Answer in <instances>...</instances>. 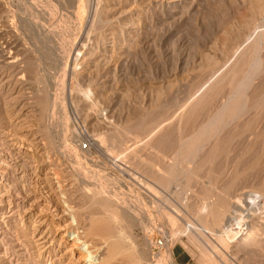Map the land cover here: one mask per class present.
Returning a JSON list of instances; mask_svg holds the SVG:
<instances>
[{
  "label": "rangeland",
  "instance_id": "rangeland-1",
  "mask_svg": "<svg viewBox=\"0 0 264 264\" xmlns=\"http://www.w3.org/2000/svg\"><path fill=\"white\" fill-rule=\"evenodd\" d=\"M0 9V45L17 54L0 64L6 189H21L11 175L25 172L21 186L51 211L76 224L75 206L97 225L85 243L56 236L63 264L91 263L88 251L100 264H264V0H0ZM53 93L57 103L45 100ZM121 201H140L142 220L126 221ZM231 210L260 229L222 236L214 216ZM112 211L130 240L117 251L99 224ZM7 222L0 264L19 236L38 260L33 223L17 234Z\"/></svg>",
  "mask_w": 264,
  "mask_h": 264
},
{
  "label": "bare ground",
  "instance_id": "bare-ground-1",
  "mask_svg": "<svg viewBox=\"0 0 264 264\" xmlns=\"http://www.w3.org/2000/svg\"><path fill=\"white\" fill-rule=\"evenodd\" d=\"M1 10V9H0ZM3 14H5L4 12H2ZM1 22H2V20H0ZM5 21V20H4ZM31 21V20H30ZM33 21V20H32ZM5 22H7V21H5ZM4 23V22H3ZM31 23V22H30ZM36 24V23H35ZM1 25V24H0ZM3 26H5V25H3ZM34 26V25H33ZM10 27V26H9ZM36 27H38V25L36 26ZM1 28H2V26H1ZM7 28H8V25H7ZM13 28V27H12ZM45 28V27H44ZM5 30V29H4ZM45 31V30H44ZM2 32V31H1ZM0 32V33H1ZM47 32L45 31V34H46ZM4 34V33H3ZM49 34V33H48ZM54 38V37H53ZM1 39V38H0ZM2 39H4V37L2 38ZM1 41V40H0ZM55 41V40H54ZM8 42V41H7ZM4 42L3 43V45H0V64H2V63H4L5 65L6 64H10V63H13V60H15V56H14V54L17 56V54L15 53V50H14V48H13V46H11V43L10 42ZM14 43V42H13ZM254 47V46H253ZM12 48H13V50L14 51H12ZM257 48V47H256ZM251 50V49H250ZM13 52H14V54H13ZM258 52V51H257ZM18 58V57H17ZM2 62V63H1ZM15 63V62H14ZM246 67V66H245ZM243 84V83H242ZM241 85V84H240ZM54 94V93H53ZM55 95V94H54ZM51 96H52V93H51ZM44 98H46V96L44 97ZM262 98V97H261ZM45 100H53L54 102H56L58 99H57V96L55 95L53 98L52 97H50L49 95H47V99H45ZM57 103V102H56ZM55 103V104H56ZM53 104V103H52ZM50 105V104H49ZM260 106V105H259ZM52 107V106H51ZM11 139V138H10ZM199 139V138H198ZM21 140V139H20ZM191 144H193V143H191ZM196 145V144H195ZM14 146V145H13ZM15 147V146H14ZM189 147V146H188ZM190 147H192V146H190ZM189 147V148H190ZM2 149V148H1ZM20 149V148H19ZM19 149H17V150H19ZM187 149V148H186ZM187 151H189V152H191L192 151V149L190 150V149H188ZM18 153H19V151H17ZM21 153V155H22V157L23 156H26L25 154H26V152H22V151H20ZM12 153V152H11ZM186 154V153H185ZM28 155V154H27ZM18 156H19V154H18ZM22 157H21V159H22ZM7 158L5 157V156H3L1 153H0V229H1V232H0V237H1V240H4V237H5V232L3 231V226L5 225V223H8L7 221L9 220V221H12L13 222V224H15V230H16V233L18 234V233H20V234H23V233H25L26 231H25V227H28L29 225H31L32 223H33V226H34V230H33V236L34 237H32V238H34V240L32 241V245L30 246V247H34L36 250V252L37 253H39L38 255H39V259L38 260H35L36 258H34V256L33 257H31L30 255H27L28 254V252H27V254H26V251H27V249H26V246H25V244L21 241L22 239H19V237H17V238H15V239H13V237H12V239H13V241H12V246L13 247H11L10 246V248L12 249H14L15 250V252L13 253V255H9V256H14V257H18V258H20V259H22L21 257H23V260H24V262L23 263H21V264H63V262L62 261H60V259H58V257H57V254H56V251L54 250V248L52 249V246L54 245V243H55V239H56V236H62V238L64 239V238H67L70 234H74V233H76V238L75 239H78V241H84L88 236L87 235H90L89 233H91V235L93 234V232H92V230L93 229H96V228H93V226L94 227H96L95 225H89L88 226V224L82 219V217L80 216V214H79V212H77V211H75L74 210V208H75V206H74V208L72 207L69 211L70 212H72V215H73V217L75 218L74 220L76 221V224H73L72 222H69L68 221V219L66 218V216L67 215H69V214H71V213H68V211L65 209V210H63V209H59V207H57L55 204V206H54V209L51 211V209L53 208V206H52V208L50 207V206H48V205H45L44 204V202L45 201H43L42 200V198H40V197H38V196H36V194H34V193H32V192H28V191H26V186L27 185H22L21 186V184H26V183H22L24 180H25V177H26V175H25V172H22V174H20L17 170H14V171H12L13 173H12V180L14 179V181H15V179L17 180V182L19 183L18 185L21 187V189L19 188H17V190H15L13 193H11L10 194V192H11V190H10V192H9V189H6V183H7V180H9V179H7L6 177L8 176V174H9V169H12V165L11 164H9L8 162H7V160H6ZM18 159V158H17ZM27 160V159H26ZM13 161V160H12ZM29 161V160H28ZM27 161V162H28ZM20 162H22V164H20L22 167H24V165L26 164V161H20ZM14 163V162H13ZM14 165H18V164H14ZM27 165V164H26ZM31 165V164H30ZM33 165V164H32ZM14 167V166H13ZM16 167V166H15ZM27 167H29V166H27ZM21 168V167H20ZM25 168V167H24ZM29 168H31V167H29ZM21 170V169H20ZM77 170V169H76ZM23 171V170H22ZM26 171V170H25ZM78 171V170H77ZM32 172V171H31ZM11 173V172H10ZM81 173V172H80ZM28 174L30 175V173L28 172ZM27 174V175H28ZM33 174V173H32ZM79 175V174H78ZM79 177V176H78ZM88 177H90V176H88ZM72 179V178H71ZM79 179V178H78ZM81 179V178H80ZM92 180V179H91ZM83 181V180H82ZM87 181H88V179H87ZM84 182V181H83ZM94 182V181H93ZM92 182H90V184H91ZM100 183V182H99ZM102 183V182H101ZM14 184V183H13ZM84 184V183H83ZM72 185V184H71ZM81 185V184H80ZM93 185H95V184H93ZM102 185H104V184H102ZM150 185V184H149ZM14 186V185H13ZM88 186V185H87ZM87 186H85V187H87ZM92 186V185H91ZM96 186V185H95ZM28 187V186H27ZM12 188V187H11ZM70 188H71V186H70ZM90 188V187H89ZM91 189V188H90ZM90 189H89V191H90ZM108 189V188H107ZM155 189V188H154ZM85 190H88V187H87V189H85ZM94 190H95V188H94ZM73 191V190H72ZM91 191H93V189H91ZM102 192V190H95V193H94V191H93V193H94V196H99V194L98 193H101ZM103 191H105V189L103 190ZM156 191V190H155ZM257 191V190H256ZM106 192V191H105ZM90 193H92V192H90ZM103 193V192H102ZM107 193V192H106ZM105 193V194H106ZM242 193V192H241ZM73 194V193H72ZM101 195V196H103V198H104V196H106V195ZM108 194V193H107ZM227 195V194H226ZM92 196V195H91ZM100 196V197H101ZM240 196V195H239ZM109 197V196H108ZM97 198H95V200H96ZM101 199H102V197H101ZM221 199V198H220ZM257 199V198H256ZM94 200V199H93ZM103 201L105 200V198L104 199H102ZM107 200H109V199H106V201ZM113 200V199H112ZM140 200V199H139ZM263 200V199H262ZM101 201V200H100ZM99 201V197H98V199H97V203L98 202H100ZM102 201V202H103ZM110 202H111V199L109 200ZM109 201H107V203L109 202ZM132 201V200H131ZM251 201V200H250ZM250 201L249 202H247V203H250ZM253 201V200H252ZM257 201H259V200H257ZM101 202V203H102ZM110 202H109V204H110ZM121 202H123V201H121ZM140 202V201H139ZM139 202L137 201V202H135V203H131V202H129V201H124L123 203H121L120 205L122 206V207H125V215L126 216H124V217H126V221H129L130 220V224H131V221H133V222H135L136 223V221H139V220H142V216L144 215L143 214V211H142V204H141V206H140V204H139ZM235 202V204H236V201H234ZM241 202V201H240ZM244 202V201H243ZM256 202V201H255ZM141 203V202H140ZM227 203V202H226ZM232 203H233V201H232ZM246 203V204H247ZM100 204V203H99ZM108 204V205H109ZM113 204V203H112ZM234 204V203H233ZM234 204V205H235ZM245 204V203H244ZM73 205V204H72ZM226 205V204H225ZM242 205V204H241ZM240 204H239V206H241ZM250 205H251V203H250ZM250 205L248 206L247 205V208L248 207H250ZM256 205H258V204H256ZM259 205H262V208L264 209V203H259ZM111 206V205H110ZM109 206V207H110ZM116 206H118L117 204H116ZM232 206V205H231ZM239 206H237V204H236V206H234L235 208L236 207H239ZM246 206V205H245ZM253 206V205H252ZM119 207V206H118ZM117 207V209H119ZM226 207V206H225ZM242 207V206H241ZM255 207V204H254V206H253V208ZM259 207V206H258ZM261 207V206H260ZM66 208V207H65ZM240 208V207H239ZM238 208V209H239ZM244 209H245V207H243ZM83 209V208H82ZM111 209V208H110ZM233 209V208H232ZM99 210V209H98ZM113 210H115V209H113ZM122 210V209H121ZM214 210V209H213ZM237 210V209H236ZM232 211V212H230V214L229 213H227V217L225 218L224 217V213H222V211L220 212V211H218L217 213L216 212H214V213H216L215 215L216 216H214V217H217L216 219H217V222H220V221H222V219L224 220L223 222V226H222V223H221V226L223 227V231H222V233H220V234H222V236H229L230 237V235H233L235 238H233V239H238V238H243L244 240L247 238V240H248V237L249 238H251L250 236H252V235H254V233L255 232H257V231H255V230H257V228L259 227V225H257L258 227L254 230V225H252L253 223H249V222H247V221H245V219L243 218V216H245V215H243L244 214V212H245V210H243V211ZM239 210H241V208L239 209ZM251 210H252V208H251ZM67 211V212H66ZM84 211V210H83ZM248 211H250V210H248ZM260 211V210H259ZM52 213L53 214V216L55 217V219H51V220H48L49 219V217H48V219H47V214L48 213ZM77 212V213H76ZM241 212H243L242 214H241ZM247 212V211H246ZM253 211H251V213H252ZM98 213V212H97ZM100 213V212H99ZM112 217H110L109 215V217L111 218V220L110 219H108V222L107 223H105V222H102V223H100L99 221H97V223L99 222V224H102L103 226H101V228H100V230L103 232V233H105L106 235L105 236H110L111 238H112V240L113 241H115V243H113V245H111V246H113V250L116 248V251H117V247H119L120 246V241H122V240H125L127 237H129V236H127L128 234L126 233V230H128V229H126L125 230V227L123 226V223H124V221H123V219H119V217L120 216H122L121 214H120V216H119V214H118V212H116V211H112ZM249 213V212H248ZM251 213H249V214H251ZM254 213V212H253ZM262 213V212H261ZM51 214V215H52ZM79 214V215H78ZM96 214V213H95ZM228 214H229V216H228ZM255 214H257V213H255ZM46 215V216H45ZM238 215L240 216V217H238ZM251 215H253V214H251ZM262 215V214H261ZM38 216H39V218H38ZM124 217H122V218H124ZM246 217V216H245ZM248 217V216H247ZM253 217V216H252ZM262 217V216H261ZM264 217V216H263ZM103 218V217H102ZM150 218H151V216H150ZM149 218V222L148 223H150L152 220ZM219 218V219H218ZM250 218V217H249ZM101 219V218H100ZM125 219V218H124ZM216 219H214L215 221H216ZM221 219V220H220ZM87 220V219H86ZM94 220V219H93ZM107 220V219H106ZM105 220V221H106ZM115 221V223L117 224H112L113 222L112 221ZM151 220V221H150ZM219 220V221H218ZM248 220V219H247ZM47 221H49V225H56L57 226V229H56V231H54L53 229H48V228H46L45 229V231H42L41 230V227H42V225L43 224H45ZM249 221V220H248ZM260 221V220H259ZM262 221V220H261ZM94 222V224L96 223V221L94 220V221H91L90 223H93ZM143 222H145V221H143ZM217 222H215V223H217ZM104 223V224H103ZM152 223V222H151ZM10 224H12V223H10ZM9 224V225H10ZM111 224L113 225V226H111ZM257 224V223H256ZM117 226L116 227V229L117 230H114V226ZM141 225V224H140ZM32 226V227H33ZM143 226V225H142ZM152 226V225H151ZM261 226V225H260ZM12 227H13V225H12ZM99 227V226H98ZM113 227V228H112ZM141 227V226H140ZM143 227H145V226H143ZM146 227H148V225H146ZM52 228V227H51ZM14 229V228H13ZM202 229V228H201ZM259 229H260V227H259ZM262 229H263V227H262ZM97 230V229H96ZM95 230V231H96ZM144 230H145V228H144ZM147 230V229H146ZM145 230V231H146ZM148 230H149V228H148ZM54 231V232H53ZM94 231V232H95ZM100 231V232H101ZM151 231V230H150ZM150 231H148L149 233H151ZM218 231H219V229H218ZM263 231V230H262ZM99 232V231H98ZM259 232V231H258ZM31 233V232H30ZM147 233V232H146ZM127 234V235H126ZM148 234V233H147ZM258 234V233H257ZM262 234V233H261ZM7 235V234H6ZM14 235V234H13ZM16 235V234H15ZM11 236H12V234H11ZM23 236V235H22ZM127 236V237H126ZM132 236V235H131ZM148 236H149V234H148ZM232 236V237H233ZM107 237V238H108ZM109 237V238H110ZM215 237V236H214ZM254 237V236H253ZM62 238H61V240H62ZM88 238H90V236L88 237ZM108 238V239H109ZM7 239V238H6ZM12 239H10V241L12 240ZM91 239V238H90ZM253 239V238H252ZM89 240V239H88ZM88 240H85V241H88ZM111 240V239H110ZM228 240V239H227ZM85 241H84V243H85ZM127 241H130L129 239L127 240H125V242H127ZM229 241V240H228ZM1 242V241H0ZM244 242V241H243ZM9 243V242H8ZM11 243V242H10ZM9 243V244H10ZM25 243H26V241H25ZM75 245H76V247H78V244H77V242L75 241ZM88 243V242H87ZM8 244V245H9ZM107 244H109V243H107ZM111 244V243H110ZM109 244V245H110ZM123 244V243H122ZM136 244V243H135ZM28 246H29V243L27 244ZM128 245H130V244H128ZM2 246V245H1ZM27 246V247H28ZM110 246V247H111ZM122 246V245H121ZM222 246V245H221ZM54 247V246H53ZM124 247V246H123ZM168 248V247H167ZM4 250H2L1 252H3V251H6L5 250V248H3ZM10 249V250H11ZM1 250V249H0ZM113 250H111L110 252H113ZM34 251V252H35ZM10 252V251H9ZM31 252V251H30ZM157 252V251H156ZM219 252V251H218ZM252 252V251H251ZM4 253V252H3ZM37 253H36V255H37ZM46 253V255L44 256V254ZM88 254H87V260L86 261H90L91 263H89V264H100L101 262L100 261H96L95 259H97V255H94L93 253H91V252H87ZM169 253V252H168ZM0 254H2V253H0ZM7 253H5V255H6ZM30 254V253H29ZM111 254V253H110ZM113 254H114V252H113ZM206 254V253H205ZM37 255V256H38ZM168 255H171L170 253L168 254ZM8 257V256H7ZM14 257H10V258H5L6 259V261H4L3 263L4 264H15L14 263ZM36 257V256H35ZM46 258V260H44L45 258ZM103 257V256H102ZM113 257V256H112ZM166 257V256H165ZM38 258V257H37ZM61 258V257H60ZM84 258H85V256H84ZM168 258H170V257H168ZM246 258V257H245ZM4 259V260H5ZM19 259V260H20ZM99 259V258H98ZM140 259V258H139ZM150 259V258H149ZM18 260V261H19ZM48 260V261H47ZM102 260V259H101ZM169 260H171V259H169ZM239 260V259H238ZM248 260V259H247ZM1 261H2V257H1ZM96 261V262H95ZM104 262H105V260H104ZM144 262V261H143ZM148 262V261H147ZM155 262H157V260L155 259ZM159 262V261H158ZM162 262V261H161ZM2 263V262H1ZM17 263V262H16ZM141 263V262H140ZM146 263V262H145ZM170 263H171V261H170ZM173 263V262H172ZM231 263V262H230ZM249 263V262H248ZM104 264V263H103ZM157 264H160V263H157Z\"/></svg>",
  "mask_w": 264,
  "mask_h": 264
}]
</instances>
